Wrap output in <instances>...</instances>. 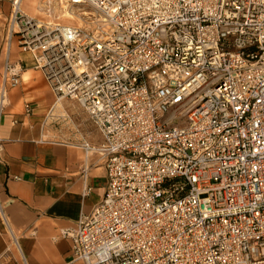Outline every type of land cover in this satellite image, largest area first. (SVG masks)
Returning <instances> with one entry per match:
<instances>
[{
    "label": "built area",
    "instance_id": "built-area-1",
    "mask_svg": "<svg viewBox=\"0 0 264 264\" xmlns=\"http://www.w3.org/2000/svg\"><path fill=\"white\" fill-rule=\"evenodd\" d=\"M10 1L7 59L18 35L101 135L80 143L104 159L106 187L64 231L75 259L264 264V0H45L80 26ZM7 62L0 113L23 67Z\"/></svg>",
    "mask_w": 264,
    "mask_h": 264
},
{
    "label": "crops",
    "instance_id": "crops-1",
    "mask_svg": "<svg viewBox=\"0 0 264 264\" xmlns=\"http://www.w3.org/2000/svg\"><path fill=\"white\" fill-rule=\"evenodd\" d=\"M10 8L9 0H0V46L8 36L4 19ZM22 9L50 21L75 18L61 6L52 15L37 0H23ZM3 50L0 80L7 60L13 65L21 59L23 67L0 113V256L4 264H83L64 231L104 195V159L86 155L80 145L97 143L101 135L79 104L71 107L69 98L51 91L28 55L16 54L12 61L11 49L8 59ZM85 187L90 191L83 195Z\"/></svg>",
    "mask_w": 264,
    "mask_h": 264
},
{
    "label": "rangeland",
    "instance_id": "rangeland-1",
    "mask_svg": "<svg viewBox=\"0 0 264 264\" xmlns=\"http://www.w3.org/2000/svg\"><path fill=\"white\" fill-rule=\"evenodd\" d=\"M26 1L27 0H25V2ZM37 1L41 5H43L44 10L46 9V11H49V13H51L52 15H55L56 11L59 9V6H60L55 1H45V0H37ZM10 3H11V8L10 9L12 10V1H10ZM11 10H10V13H11ZM23 12L25 13V11H23ZM70 12L75 17L74 19L61 18L60 21H58V22L61 23V24H66V25L69 24V25H77V26H80L82 24L81 23V19H80V14H77L74 11H70ZM26 15L29 16V17H31L32 19H35V20L40 21V22L47 23V21H50V19H49L50 17L49 16L44 15V14H41L39 12L38 13H36V12L27 13ZM10 24H11V22H10V14H9L8 17L6 19H4L5 31L8 30V27L10 26ZM17 39H18V35H15L14 34L13 35V38H12V43H11V46H10V49H11L10 58H11L12 61H14L16 59V56H17L16 54L27 55V53L21 52L20 49L18 48ZM3 47H4V50L3 51L5 53L6 52V49H7L6 43L4 45H1L0 46V51H1V49ZM29 58L31 59L32 57L29 56ZM69 103H70V106L71 107H72V105H77L78 104L75 100H72L70 98H69Z\"/></svg>",
    "mask_w": 264,
    "mask_h": 264
},
{
    "label": "bare ground",
    "instance_id": "bare-ground-1",
    "mask_svg": "<svg viewBox=\"0 0 264 264\" xmlns=\"http://www.w3.org/2000/svg\"><path fill=\"white\" fill-rule=\"evenodd\" d=\"M22 1L23 0H16L14 1L13 3V6H14V9L15 10H18L19 11V14L18 16H25L26 14L23 12V9H22ZM65 13L69 16V18H73L74 16L71 14L70 11H67L65 8H63ZM40 13V12H39ZM42 14V13H41ZM26 17H29L26 15ZM59 21V17H54L51 21H47L48 23H56V24H60V25H66V24H61L58 22ZM82 23V21H81ZM82 25V24H81Z\"/></svg>",
    "mask_w": 264,
    "mask_h": 264
}]
</instances>
